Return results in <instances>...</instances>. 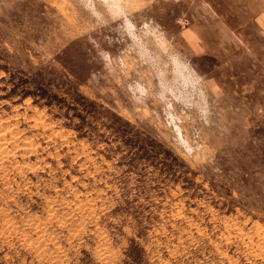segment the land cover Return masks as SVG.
Wrapping results in <instances>:
<instances>
[{"label": "rangeland", "instance_id": "obj_1", "mask_svg": "<svg viewBox=\"0 0 264 264\" xmlns=\"http://www.w3.org/2000/svg\"><path fill=\"white\" fill-rule=\"evenodd\" d=\"M0 139V264H264V0H0Z\"/></svg>", "mask_w": 264, "mask_h": 264}, {"label": "bare ground", "instance_id": "obj_2", "mask_svg": "<svg viewBox=\"0 0 264 264\" xmlns=\"http://www.w3.org/2000/svg\"><path fill=\"white\" fill-rule=\"evenodd\" d=\"M174 59H176V58H174ZM179 63H180V62H179ZM179 65H180V64H179ZM175 68H176V67H175ZM184 68H185V67H184ZM178 69H179V67H178ZM178 72H179V71H178ZM180 72H181V71H180ZM180 72H179V73H180ZM185 72H187V71H185ZM186 75H187V74H186ZM183 84H184V83H183ZM6 128H7V127H6ZM3 139H5V138H3ZM0 140H1V139H0ZM3 143H4V142H3ZM0 148H1V147H0ZM1 149H2V148H1ZM3 153H4V152H2V155L0 154V156H4ZM0 160H2L1 157H0ZM0 163H1V162H0ZM4 170H5V169H4ZM4 170H3V171H4ZM7 172H8V171H7ZM77 205H78V204H77ZM51 214H52V213H51ZM69 214H70V213H69ZM88 215H89V214H88ZM91 215H92V213H91ZM84 219H85V218H84ZM59 220H60V219H59ZM82 220H83V219H82ZM65 221H66V220H65ZM65 221H64V222H65ZM83 225H84V224H83ZM36 226H37V225H36ZM81 228H83V227H81ZM38 233H39V232H38ZM237 233H238V232H237ZM39 237H41V236H38V238H39ZM228 238H229V237H228ZM229 239H230V238H229ZM45 241H46V240H45ZM230 242H231V241H230ZM248 243H249V242H248ZM241 245H242V244H241ZM263 247H264V246H263ZM243 250H244V249H243Z\"/></svg>", "mask_w": 264, "mask_h": 264}]
</instances>
